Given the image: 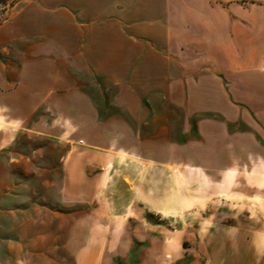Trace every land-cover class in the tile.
Here are the masks:
<instances>
[{
  "label": "crops",
  "instance_id": "0c3cea01",
  "mask_svg": "<svg viewBox=\"0 0 264 264\" xmlns=\"http://www.w3.org/2000/svg\"><path fill=\"white\" fill-rule=\"evenodd\" d=\"M8 26L0 43L8 54L0 57V135H37L63 147L82 136L62 166V203L91 204L87 214L104 215L106 228L157 230L141 214L164 204L156 187L138 184L151 177L122 176L130 200L113 212L114 162L158 164V156L134 151L153 149L170 131L160 124L170 117L164 107L188 117L199 103L224 119L219 186L234 187L246 173L256 183L247 201L264 210V0H27ZM208 29L219 37L204 41ZM207 66L219 69V82L215 75L193 80ZM172 164L163 165L167 193L176 182ZM222 196L236 201L240 192Z\"/></svg>",
  "mask_w": 264,
  "mask_h": 264
},
{
  "label": "rangeland",
  "instance_id": "374dc122",
  "mask_svg": "<svg viewBox=\"0 0 264 264\" xmlns=\"http://www.w3.org/2000/svg\"><path fill=\"white\" fill-rule=\"evenodd\" d=\"M26 1L0 0V43ZM208 1L210 4L215 0ZM215 36L219 37V31L208 29L202 38L209 41ZM181 37L178 33L177 38ZM213 50L216 47L210 48ZM0 57H8L5 50ZM200 75H215L219 82V69L207 66L206 70L194 72L193 80ZM110 107L121 113L119 107ZM164 111L170 117L161 116L160 124L170 125V131L160 133L159 145L153 149L134 151L144 159L158 156L159 163L146 164L143 169L116 160L112 172L117 182L111 184V197L115 195L118 200L113 212L119 214L130 200L119 182L121 177L134 178L140 173L151 177L152 180L141 181L137 176L138 184L156 187L164 204L155 210L144 209L141 214L143 221L159 225L157 230L145 226L133 229V225L106 228L104 215L87 214L91 204L61 202L62 166L67 152L82 146L74 142L81 135H73L68 146L63 147L37 135L3 130L0 264H264V210L255 209L247 201L255 194L256 183L245 173L240 184L219 186L215 163L219 160V123L224 119L213 109H199V103L192 104L188 117L179 108L164 107ZM229 127L248 130L242 124ZM117 140L121 141V137ZM168 159L174 161L171 166L176 182L167 193L163 165ZM233 189L240 192L238 200L222 196ZM136 204L137 211L144 206ZM145 237L150 240H136Z\"/></svg>",
  "mask_w": 264,
  "mask_h": 264
}]
</instances>
